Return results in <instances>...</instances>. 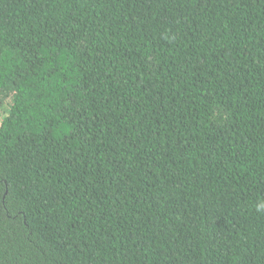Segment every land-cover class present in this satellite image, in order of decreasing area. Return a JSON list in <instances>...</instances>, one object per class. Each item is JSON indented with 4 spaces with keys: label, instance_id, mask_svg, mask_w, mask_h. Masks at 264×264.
Here are the masks:
<instances>
[{
    "label": "trees",
    "instance_id": "trees-1",
    "mask_svg": "<svg viewBox=\"0 0 264 264\" xmlns=\"http://www.w3.org/2000/svg\"><path fill=\"white\" fill-rule=\"evenodd\" d=\"M0 264H264V0H0Z\"/></svg>",
    "mask_w": 264,
    "mask_h": 264
}]
</instances>
